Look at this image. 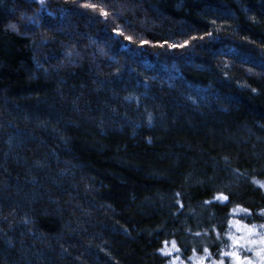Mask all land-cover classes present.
Segmentation results:
<instances>
[{"label": "trees", "instance_id": "trees-1", "mask_svg": "<svg viewBox=\"0 0 264 264\" xmlns=\"http://www.w3.org/2000/svg\"><path fill=\"white\" fill-rule=\"evenodd\" d=\"M262 184L264 0H0V264H264Z\"/></svg>", "mask_w": 264, "mask_h": 264}, {"label": "snow or ice", "instance_id": "snow-or-ice-1", "mask_svg": "<svg viewBox=\"0 0 264 264\" xmlns=\"http://www.w3.org/2000/svg\"><path fill=\"white\" fill-rule=\"evenodd\" d=\"M40 2L43 3V0H40ZM89 6L94 7V5H85V7H89ZM105 15H107V14L105 13ZM11 27L14 28L15 25H12ZM257 183H259V182H257ZM261 187H264V184H262ZM218 199H227V197H219ZM261 229L264 230V225L261 226ZM253 232H254V228L253 229H248L249 235H251ZM257 235H260V234L257 233ZM241 239H244V238L242 237ZM237 243H238L237 240L236 239H233V247L234 248L237 245ZM257 243H259L262 247L260 248L259 251L256 252V255L257 256H260L261 257V260L264 261V256H261V252H264V235H260L259 241L255 240V239H251V240L245 239V244H247V245H255ZM240 247L243 248L244 247V244H241ZM172 248H173V250H177L178 251V249H175V244L174 243H173ZM246 250L252 251V248L249 247ZM164 254L165 255H170L171 254V250L165 249L164 250ZM225 255L232 256L235 259V261L238 262V264H245L244 261H241L240 260V257H239V255L237 254L236 251H232L230 253H225ZM221 264H222V262H221ZM247 264H252V261L251 260H248L247 261Z\"/></svg>", "mask_w": 264, "mask_h": 264}, {"label": "rangeland", "instance_id": "rangeland-1", "mask_svg": "<svg viewBox=\"0 0 264 264\" xmlns=\"http://www.w3.org/2000/svg\"><path fill=\"white\" fill-rule=\"evenodd\" d=\"M237 230L239 231V228H237ZM261 235H264V231L261 232ZM259 250L260 249H257L255 251V254ZM261 256H264V252H261ZM171 260H170V262L168 264H186L187 261H189L190 264H213V263H206L205 262V259L197 258V257H190V258H187V260H185V259L184 260H181L180 256H177L176 258H171ZM247 261L246 260L244 261L245 264H247Z\"/></svg>", "mask_w": 264, "mask_h": 264}]
</instances>
